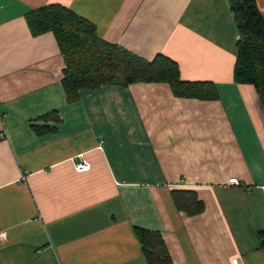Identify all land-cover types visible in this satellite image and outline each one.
<instances>
[{
  "label": "crops",
  "instance_id": "crops-1",
  "mask_svg": "<svg viewBox=\"0 0 264 264\" xmlns=\"http://www.w3.org/2000/svg\"><path fill=\"white\" fill-rule=\"evenodd\" d=\"M51 3L216 96L136 82L68 101L54 34L26 20ZM238 38L229 0H0V264H147L138 227L162 235L172 264H264V105L234 79Z\"/></svg>",
  "mask_w": 264,
  "mask_h": 264
},
{
  "label": "trees",
  "instance_id": "trees-1",
  "mask_svg": "<svg viewBox=\"0 0 264 264\" xmlns=\"http://www.w3.org/2000/svg\"><path fill=\"white\" fill-rule=\"evenodd\" d=\"M229 2L239 33L234 79L252 84L264 105V17L257 0ZM26 20L33 35L54 34L64 59L62 83L70 102L78 99L82 89L128 86L136 82L168 83L178 97L216 96L214 85L182 80L179 64L163 54L148 60L106 41L98 35L92 22L65 5L51 3L31 9L26 13ZM34 128L37 132L52 130L49 126ZM192 193L174 191V197L188 212L202 211L203 202ZM136 232L147 264H172V255L159 232L139 227ZM260 238L264 247V232Z\"/></svg>",
  "mask_w": 264,
  "mask_h": 264
},
{
  "label": "built area",
  "instance_id": "built-area-1",
  "mask_svg": "<svg viewBox=\"0 0 264 264\" xmlns=\"http://www.w3.org/2000/svg\"><path fill=\"white\" fill-rule=\"evenodd\" d=\"M76 169L80 172L89 170L90 169V163L87 160L82 159L79 162H76ZM230 182L231 183H238V180H237V178H231ZM232 264H244V263L242 262L240 257L236 256L232 259Z\"/></svg>",
  "mask_w": 264,
  "mask_h": 264
}]
</instances>
